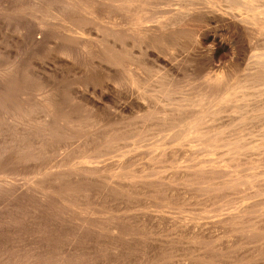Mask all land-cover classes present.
<instances>
[{
	"label": "bare ground",
	"instance_id": "6f19581e",
	"mask_svg": "<svg viewBox=\"0 0 264 264\" xmlns=\"http://www.w3.org/2000/svg\"><path fill=\"white\" fill-rule=\"evenodd\" d=\"M0 5H1V3H0ZM2 5H6V8H8L11 12H13V14L20 16L18 18H21L23 26L17 27V29L20 28V30H19L20 32L18 31V33L20 36H23L24 38L27 36V39L29 38L28 36H30V41H27L26 39L25 40L27 42H30V44L28 43V45H31V46L32 45L33 46L34 45H37V46L41 45L40 41L45 40L46 36H47L46 37L47 39L49 38L48 36L51 33L47 34L48 30L46 28V27H48V24L50 23L49 21L48 22L46 21V19L48 17L52 20H55V22L56 21L60 22V24L59 23H57V24L53 23L54 24L53 26L58 25L57 27H54V28H56L55 29L56 33H57V31L59 32V33H57V35H58L57 38H58V40H61L62 43H60L61 47H60V49L58 48L59 50L57 49V46H58L57 44H56L57 46L55 45L56 46L55 48L59 51V55L62 56L61 58H63V56H64L68 59L79 60L78 62L81 64H82V62H80V61L91 60V62H92V60L94 59L95 61H93V62L97 63L96 64L97 68L98 67L101 68V70L104 73V77L107 80V84H108L107 90H108L110 97L112 99L121 97L122 96L121 94L124 92L123 96L125 95L126 97H129V98L127 99V101H125L124 106L122 104L123 108L127 109V110L136 109L138 112H140L138 114H135V117L138 120V122H137L138 126L136 125V128L133 127L134 129L137 130L134 132L136 134H132V135L128 134L130 136H125L124 134L126 133V131H124V129H122V128H121L122 129L121 130L119 127L122 124V122L117 117L115 118V116H113L114 114L112 115L113 119L110 117V120H112V121H110L108 123H113V125L115 124L118 126L113 127L112 130L110 129V131H108V132L101 133L102 131L99 132V128H102L103 126L101 127V125H103V124H100L99 122L94 121L92 119L89 121L90 117L87 121L86 120L87 118L85 119V117L90 116V115L86 114L87 116L84 115L85 117L82 115L84 117L83 119H85L87 122H83L81 124L80 121H78V119H77V116H78L77 114L76 115L70 114L71 112L67 113V111H70L71 107H69V110H67L66 109L67 106L65 107V105L59 104L60 102H58L59 105L56 103L57 99L53 98L56 96V94L54 96L52 95L54 91L52 92V94L50 93V91H46V90L43 91L44 87H43L42 83L40 84L41 89L27 88L26 86L23 85L24 82L21 80L22 78L20 77L21 78L20 79L18 77V75L20 73L19 74L17 73L18 75H16V70L14 69L15 67H12V65L6 66V64H5V66L0 65V175L2 177V179H0V182H1L0 183V193L2 191L1 189H3L4 190V192H3L4 196L8 197V199H6V201H5V202H7L5 205H7V204L9 206L11 205V207L13 208L15 206L17 207L19 204L21 205V201H22V203H24V201H26L25 199L27 197L30 198V200H31V198H35V199L37 198V199H40V202L37 200V202L39 204H37L36 206H41L42 208L36 207V209L37 208L43 209V213H45V214H46V212H44V211L49 210L51 212V213L49 212V214H50V215L48 214L49 216H51L53 214L55 216H63L65 214H68V212H70L71 210H73V209H71V207L75 206L76 200H79L80 197L84 196L85 192H86V194L89 193V192L87 193V191H89L88 186L90 185V182L93 183L94 180H97L95 182L98 183V178H101V180H102V181L99 180L100 181L99 185H102L101 182H104V184H106L107 187H105V188L101 187L102 191L99 193L90 191V194L94 193L93 197H96V199L99 200L98 202L104 204L106 199H108L107 192H108V187H109L108 185H110V183H112L113 185H115L117 187L118 184L117 185L114 184V183H116V181L129 180L130 182H132L134 179L136 182L135 178H137V181H139V182H142V181L145 182L146 180H148L146 178L149 175H146V174L144 175V173L146 171L143 169V167H142V169H143L144 173L142 172V169H140V171H141V173H143V175L142 174H140V176L135 175L134 172H130V170L127 169V167H128L127 165L129 163L125 165L126 161H123L124 163L117 162L119 164L115 165L113 167V169L112 168H110L109 170L106 169L107 174L100 177V175H102V173L105 172L104 167H103L104 165L101 164L102 166L101 165L99 166L98 165L99 162H97L96 159L101 158L102 156L106 155L107 153L109 154L108 149H112V150L115 149L116 150L118 148L120 141L127 140L130 138V139H132V141L134 140V143H137L136 141L141 142V140L143 141V140L147 139L148 136H150V135L153 136L154 134H158V133L161 134V133L169 132L170 134L165 133L166 135H165V138H163L164 140L163 139H162L163 141L161 140L162 142L160 145L163 147V149H159V150H161V152L158 151V152H160V154L158 153L160 156L157 154L158 158H156L157 160L155 159L156 162H158V167H157V165H155V167L154 166L153 167L154 168L157 167L159 169L162 168V171H163V168H167V167L169 169L171 168V170H169V171H175V173L172 174V175H174V177H171V175H169L167 172L166 174L168 176L165 174L164 177L161 176L160 179H158L159 177L156 178L160 182L157 183V181H156L155 184L156 183L161 184V185L164 184V186L169 187V186H172L171 183H173L174 181H178V183L180 182L182 184V186L185 185V186L189 187L188 189L194 188L197 191L196 194H199L198 192H200L203 195H205V197H206V198H204L205 204H207L208 202H212L213 205L217 204L216 209L217 210L219 209V212L221 211L222 208H226V207L221 206V204L219 205V202L221 201V199L224 198V200H225L226 197L228 198L231 194L233 195V193L236 196L238 195V197L235 198V196H234L233 198L231 197V199L228 198L231 200L232 204H234L233 202L237 201L239 198L249 199L250 203H251V205L249 204L248 207H240L239 209L236 208L238 205L237 206L235 205L236 207H234V209L236 208V211H234V213L230 212L228 214L225 213L226 215L224 214V216L220 215L221 218L218 217L219 219L217 218L216 219L217 221H215V220L211 221L210 218L212 219V216L210 215L211 217L210 216H209L210 218L208 217L210 221L205 222V220H204L203 222H205V223H203V224H200V223L195 224V222H194V225H193V222H192L191 224L193 226L189 225L190 226L189 227V226H185V223H183L184 224V231L186 232V234L188 236L194 235L195 232H198V233H196L198 238H196L197 236L196 237H188L189 239L193 240L192 242L189 243V245L191 244L193 247L199 249L203 244L202 240L204 239V236H203L204 233L208 232L210 229L215 228L218 225L219 226L222 225L224 227L226 226V228L227 227L230 228V229L227 228L226 230H232V232L235 233L237 236H239V238L241 239V240L239 239L240 241L236 243V247H241L242 245H246L249 243L256 244L257 242H259V243H257V246H258L257 250H260V251L264 250V208H261L260 210L257 209L259 206H264V127H259V124H264V0H6L5 4H2ZM46 7H47V9H46L45 15H48V14L49 15L47 17H44V14L41 12H44L43 10ZM38 8L39 9L44 8V9H41L42 10L41 11ZM8 9H5V10H8ZM13 17H14V15H13ZM74 18H76L77 20L75 19L76 21H73V22H76V23H77V21H79V23L80 22H87L89 27L95 28V29L99 28L98 25H96V20L104 21V18H106L107 19L106 23L109 24V27L105 31L106 32L105 38L102 35V37L104 39H102L101 43L94 41L93 44H87L88 42L87 43L82 42L83 38L81 36L83 33H85L86 30L83 31V28H80V27H82L81 25L75 26V27L65 25L68 21L73 20ZM19 22L20 21H18V23ZM27 22L29 23L30 26L27 25ZM73 22H71V23H73ZM46 24H47V26H45ZM20 25H21V22H20ZM51 25H52V23H51ZM17 26H19V25H17ZM84 26H87V25H84ZM48 29H51V28H48ZM52 29L49 32H55V31H52ZM84 29H86V28H84ZM78 31L79 32L81 31L80 33H82V34L80 35V33ZM3 32H4V30H3ZM14 32H17V31H14ZM37 32H39L38 33L39 35L35 38V34ZM74 33L76 35H74ZM92 34H94V33H92ZM49 40H53V39H51V37H50ZM46 41H48V40H46ZM54 44H55V42H54ZM187 47L190 49V52H189L190 56L188 55V56L184 57L183 59H180L178 54H181V53H179V52H181L182 50H184ZM53 48H54V46H53ZM19 50H21V49H19ZM51 50H53V49H51ZM10 54H12V53H10ZM17 59H18V57H17ZM2 61H4V59ZM6 63H8V62H6ZM73 63H75V62H73ZM93 64H95V63H93ZM61 68H62V66H61ZM80 69H81V67H80ZM84 69H85V66H84ZM56 74H58V73H56ZM78 74H76V76ZM101 74H102V72H101ZM179 77H181L186 82V84L185 83L184 84L186 85L187 89L185 90L186 87L185 88L183 87L185 92L182 93V95H178V96L173 97L174 92L175 93H176V91L181 92L183 90V89L177 90L175 88L177 86L176 83H177ZM91 78H92V76H91ZM37 82H38V80H37ZM179 82L180 81H178V83ZM56 83H55V85H56ZM182 83H181V85H182ZM86 84H87V82H86ZM47 85L50 86L49 84H47ZM47 85L45 83V86H47ZM185 85H182V86H185ZM80 89H81V87H80ZM61 90H62V87H61ZM51 91H52V89H51ZM47 92H49V93L47 94ZM155 92L157 95L153 94ZM37 93H39L40 98L34 99L33 95L36 94V96H37ZM160 94L162 95V97L160 96ZM176 94H178V93H176ZM119 95H121V96H119ZM110 97L107 100H111ZM124 98L122 97V99H124ZM119 99H121V98H119ZM30 100H32V101H30ZM70 100H71V98H70ZM72 100H74V99H72ZM65 101H66V99H65ZM62 102H64V101H62ZM167 105H170V108H168L169 106L166 107ZM59 106H63V107H65V109L62 107H59ZM75 106H76V104H75ZM154 106H156V107H154ZM208 106H210V107L212 106L211 110H209L210 107H208ZM206 108L208 109L207 111H209V112L202 113V112H204V110ZM72 109H74V108H72ZM120 109H119V111H120ZM65 110H67V111H65ZM72 111H73L72 113L76 112L74 110H72ZM109 111H110V109H109ZM79 113H81V112H79ZM198 113L199 114L202 113V114H200L199 118H198ZM254 113H255V115H254ZM81 114H83V113H81ZM110 114H111V112H110ZM128 115H130V114H128ZM79 117H80V115L78 116V118ZM92 118H94V117H92ZM100 119L102 120L101 117H100ZM85 120H82V121H85ZM103 120H105V119H103ZM234 120H240L242 124L240 126H235V125L232 126V123ZM108 121H109V119H108ZM101 123H103V122H101ZM80 124L84 128V130H82V131H80V129H81ZM104 124H105V122H104ZM127 124H128V122H127ZM131 126H133V125H131ZM258 127L260 128L259 130H257ZM133 128H131V129H133ZM75 129H79L78 131H80V133L85 132L86 136L88 137V138H86V140L84 142L86 145V147L84 146L86 148V150L81 155L79 154L78 157L75 158L76 160L80 159V161L75 163V162L71 161V158L61 157L60 156L61 154L58 155V158H60V157L61 158L59 160H57L58 162L55 164H50L51 162H48L51 159L47 160V158H48L47 155H45V157H47V158H45L46 161L44 159H43L44 161L40 160L41 150H44V147H42L43 145L48 144L47 142H49V144H50L51 140H54V138H57V137L65 138L67 136L75 134V132H76ZM74 130H75V132H74ZM122 131H124V134H122ZM170 131H172V133ZM212 132H215V133L213 134ZM78 133L76 132V134H78ZM79 134H78V136H79ZM236 135H238V136H236ZM75 137H76V135H75ZM161 137H162V134H161ZM163 137H164V135H163ZM63 138H61V139L58 138L57 140H59V139L62 140ZM68 138L70 139V137H68ZM68 138H67V140H69ZM158 139H153V140L157 141ZM73 141H75V140H73ZM145 141H147V140H145ZM62 142H64V141H62ZM69 142H71V141H69ZM81 142H82V140H81ZM78 143H79V141H78ZM162 143H163V145H162ZM182 143L189 144L188 146L193 145L194 149L193 150L192 149L185 150L183 147L184 144L182 145ZM51 144H53V143H51ZM57 144L60 147V145H59L60 143L57 142ZM69 144H71V143H69ZM56 145H54V147ZM82 145H83V143H82ZM127 145L125 147H128ZM154 145H155V143H154ZM156 145H158V144L156 143ZM164 146H166V147L164 148ZM65 147H66V145H65ZM102 147L103 148L105 147L106 150H102L101 149ZM136 147H138V146H136ZM185 147H187V146H185ZM56 148H57V146H56ZM85 148H83V149H85ZM121 148H124V147L121 146ZM146 149L149 150L148 147ZM45 150H47V149H45ZM58 150H59V148H58ZM60 150L58 151L59 153H60ZM44 151H42V152H44ZM47 151L49 152L50 150H47ZM47 151H46V153H47ZM138 151H139V149H138ZM65 152H63V153H65ZM141 152L144 153L142 150H141ZM53 153H54V151H53ZM69 153H70V151H69ZM51 155H53V154L51 153ZM132 155H130V156H132ZM157 155H156V157H157ZM197 155H202L203 157H200V159H196L195 157ZM209 155L210 156L216 155V157H217V155H219L220 160L219 161L213 160L212 159L213 157L210 158ZM53 156L55 157V155H53ZM139 156L140 157L138 159H140V158L145 159L143 156H141V155H139ZM148 157H149V155H148ZM72 159H73V157H72ZM150 159H148V160H150ZM186 159H190L192 161L194 159L195 162L191 161L190 162L191 165H188V166L184 165L183 167L181 166L182 164L177 165V163L178 164L180 163V160H186ZM107 161H108V159H107ZM152 161H154V160H152ZM103 162H104V160H103ZM156 162H155V164H156ZM77 165H80V166H77ZM147 165L149 166V164H147ZM175 165L177 167L176 169H174ZM110 166H112V165H110ZM55 167L58 169V171H55V172L51 171V169L55 168ZM140 167H141V165H140ZM140 167H138V168H140ZM172 167H174L173 168L174 170H172ZM131 169H133V168H131ZM152 172H153V170H152ZM152 172H150V173H152ZM14 173L15 174L16 173H23V175L24 174H25V176L29 175V177L30 176L36 177V175L37 176L41 175V177L42 176L44 177V180L35 183V180H34L35 177H34V178H32L34 183L32 182V184H29V186H27L26 188L23 187L21 189H18L16 187L17 185L14 186L11 183V181H9V179L6 180L7 177L12 176V178H13ZM150 173H148V174H150ZM155 174H156V172H155ZM9 175H11V176H9ZM17 176H18V174H17ZM21 176H22V174H21ZM150 176H152V175L150 174ZM29 177H28V179H29ZM36 178L38 179L39 177H36ZM26 179L27 178H25V180ZM32 179H30V182L32 181ZM154 181L152 180V182H154ZM95 182H94V184H95ZM24 183L27 184V183H29V181L24 182ZM147 183L153 184L149 181ZM14 184H16V183H14ZM174 184H176V182H174ZM125 185H126V187L128 186L127 184H125ZM115 186L111 187V189L115 188ZM20 187L21 186H19V188ZM135 187L136 188H134V189L137 190L136 192H137L139 199H140L139 202L142 203L144 206L145 204H147V203H144V202H147V200H146L147 197H150L151 189L149 187H152V186L148 187L145 184H141V185H138ZM173 187H174V185L172 186V188ZM187 187H185V188L187 189ZM121 188H123V187H121ZM121 188H119V189H121ZM131 188H133V185ZM178 188H180V187L178 186ZM95 189H97V188H95ZM169 189H171V188L169 187ZM175 189H176V191L178 190L177 188H175ZM90 190H93V189H90ZM127 191H129V190H127ZM153 191L156 192V190H153ZM179 191H180V189H179ZM179 191H177V192H179ZM134 192H135V190H134ZM154 192H152V193L154 194ZM167 192H169V191L167 190ZM183 192L185 193L186 191L184 190ZM189 192H187V193H189ZM191 192H193V191H191ZM123 193H125V192L123 191ZM166 194H163V195H166ZM174 194H175V191H174ZM180 194H182V193H180ZM180 194H178V196H177L178 198H179ZM173 195L170 194V195H168L169 197L167 195L166 196L169 199L170 198L172 199ZM192 195L196 197L195 194H192ZM239 195H241V196H239ZM1 196L2 195H0V201L2 200ZM123 196L125 197V194H123ZM197 196H199V195H197ZM7 197H5V198H7ZM93 197H91V198H93ZM5 198L3 200H5ZM85 199L88 200L89 197H88V199L84 198V200ZM111 199H113V198L111 197ZM164 199H166V198H164ZM181 199H184V198H181ZM123 200L126 202L127 199L126 200L123 199ZM174 200H176V199H174ZM27 201H26V203H27ZM117 201H119V200H117ZM181 202H183V201H181ZM204 202H202V203L204 204ZM80 203H82V202H79V204ZM228 203H229V201H228ZM0 204H1V202H0ZM2 204H3V206H0V207H2L0 209V212H3V214L5 212H7L8 209L12 210V208H10V207L7 209L8 205L5 206L4 203H2ZM138 205H139V203H138ZM208 205H211V203H209ZM213 205L211 208H209L210 210L213 208ZM245 205H246V203H245ZM27 206L28 205H26V207ZM104 206H106V205H104ZM241 206H243V204ZM22 207H24V206L22 205ZM204 207L205 206L203 205V209H204ZM116 208L118 209L119 207L116 206ZM128 208H129V206H128ZM179 208H181V207H179ZM39 209H37V210H39ZM94 210H96V209H94ZM206 210H208V209H206ZM128 211H131V210L129 209ZM223 211H224V209H223ZM225 211H227V210L225 209ZM9 212H11V211H8L7 213H9ZM13 212H15V211H13ZM13 212H12V214H13ZM23 212H25V211H23ZM35 212H37V211H35ZM73 212H74V210L72 211V213ZM81 212L82 211L80 210V213ZM108 212H111V211H108ZM41 213H42V211H41ZM75 213H76V215L73 214L74 216H72V217H75V216L77 217V215L79 214V211L75 212ZM85 213L88 214V212H85ZM95 213H93V214H95ZM103 213H104V211H103ZM111 213H113V212H111ZM207 213L208 212H206V214ZM244 213H246V215ZM32 214H34V212H32ZM69 214L72 215L71 213H69ZM114 214H116V212ZM35 215H38V214L35 213L34 217H35ZM48 215L43 214V218H44V216L45 217L47 216V220H48L49 219ZM81 215L85 216V218H86V214H83V212ZM89 215H91V214H89ZM89 215H87V216H89ZM97 215H98V212H97ZM135 215H136V213H135ZM247 215H251L252 218L250 216H247ZM40 216H42V215H40ZM194 216H196V215L194 214ZM215 216H217V213L215 214ZM52 217H50V218H52ZM64 217H63V220H64ZM116 217H117V215H116ZM119 217H120V215H119ZM246 217H249L250 219L249 218L247 219ZM32 218H33V215H32ZM37 218H39V217H37ZM55 218H57V217H55ZM58 218H62V217H58ZM77 218H78L77 220L81 219V218L79 219V215ZM110 218H112V217L110 216ZM123 218H124V215H123ZM169 218H170V216H169ZM5 219L3 221H7V220L10 221V222L7 221L6 223L10 224L12 222L11 220H9L10 217H9V219L7 217V220H5ZM70 219H71V217H70ZM70 219H68V220L70 221ZM180 219H181V217H180ZM30 220H31V217H30ZM51 220H53V218ZM60 220H62V219H60ZM66 220L67 219H65V221ZM87 220H88V217H87ZM112 220H113V218H112ZM140 220H141V218H140ZM147 220H148V218H147ZM3 221H1L0 223H2ZM48 221L51 222L50 219ZM69 221H66V223H64V224H67V222H69ZM16 222H18V221H16ZM30 222H32V221H30ZM59 222L60 221H58V224H59ZM88 222H89V220H88ZM130 222H131V220H130ZM132 222H134V221H132ZM140 222H139V224H140ZM6 223L5 224L2 223V225L3 224L7 225ZM85 223H86V225H85ZM21 224H22V222H21ZM34 224H35V222H34ZM47 224H50V223H47ZM47 224H46V226H48V227H46V226L45 227L49 229V227L52 223L50 225H47ZM68 224L70 226V223H68ZM88 224H90V223H88ZM95 224L96 223H94V226L92 228L95 229V231H96L97 229L95 227L96 226ZM18 225H20V224H18ZM52 225L54 226V225H56V223L55 224L53 223ZM62 225H63V223H62ZM75 225L77 226V223ZM8 226L9 225L5 226V228H7ZM14 226L15 225H13V230H14ZM91 226L89 225V227H88L87 221H85V222H83V224H81V226H80L81 228H79V232L81 230H82V232H80V233L77 232V233L79 234V236L84 237V235H85L84 233L85 232L87 233V231H83V229L84 230H90V229H92ZM110 226H111V224H110ZM170 226H171V224H170ZM59 227H61V224ZM63 227H64V225H63ZM65 227L60 228V229L64 230ZM101 227H103V226L100 225L99 228H101ZM176 227H178V226H176ZM179 227H180V225H179ZM9 228L11 229V224H10ZM17 228L15 231H17ZM29 228H31V227H29ZM39 228H38V230H39ZM103 228H106V227H103ZM127 228H128V226H127ZM127 228H125V229H127ZM221 228L223 229V227H221ZM43 229L45 232L46 229L44 227H43ZM43 229H40V231L43 232ZM51 229H54V228L52 227ZM74 229H76V228L73 227V230ZM0 230H2L1 227H0ZM68 230H70V229H68ZM100 230L97 232H100ZM105 230H103V232ZM119 230L120 229L117 227V225L116 226L113 225V227L112 228L110 227V230L108 231V233L110 232L111 235L113 236V237H111L109 244H110V247L114 250L117 249V247L119 249V247L123 246L122 244H120L122 246H119V240L118 239H121V238H119L120 237L119 235H121L123 233L121 236H122V240H124V241L127 239L124 236H128V234L132 235L131 233H129L130 231L128 233H125L121 229L122 232L120 231L121 233H119ZM128 230H130V229H128ZM11 231L12 230H10L9 232H11ZM40 231H39V233H40ZM76 231H77V229H76ZM76 231H73V235L76 233ZM106 231H105V233H107ZM125 231L127 232V230H125ZM154 231H157V230H154ZM1 232L3 233V231H1ZM9 232H8V234H9ZM53 232H57V231L55 230ZM53 232L51 233V236H52ZM91 232H93V231H91ZM11 233L14 236V234L17 232L14 233V231H12ZM69 233L70 232H68L67 234H69ZM19 234L21 235L22 233H19ZM19 234L17 233V236ZM32 234L33 233H31V235ZM57 234H58V232H57ZM61 234H63V232ZM101 234H104V233H101ZM124 234H127V235H124ZM173 234H175V233H173ZM173 234H171V235H173ZM198 234H200V236ZM235 234H233V235L235 236ZM46 235H48V234H46ZM73 235H69V236L72 237ZM96 235H98V234H96ZM184 235H185V233H184ZM44 236H42V237H44ZM87 236L90 237L91 235L90 236L87 235ZM101 236H99V237H101ZM103 236L105 237V234ZM34 237L36 238V236H34ZM34 237H32V238H34ZM61 237H62V235H61ZM70 237H69V239H70ZM93 237H90V238L94 239ZM2 238H4V237H2ZM37 238H39V237H37ZM48 238H50V237H48ZM55 238H57V236ZM77 238H78V236H77ZM95 238H96V236H95ZM101 238H103V237H101ZM129 238L132 239V237H129ZM137 238H139V236H137ZM19 239H20V237H19ZM78 239H77V241H78ZM88 239L89 238H87V241H88ZM96 239H98V238H96ZM133 239H136V238H133ZM142 239H145V238H142ZM184 239H185V237H184ZM54 240H57V239H54ZM3 241H5V238L3 239ZM40 241H44V240L42 239ZM45 241H46V239H45ZM52 241L53 240H51V242ZM58 241H59V239H58ZM87 241H85V242L89 243V241L88 242ZM97 241L98 240L95 241L96 244H97ZM227 241H228V239H227ZM31 242H33V241H30L29 243H31ZM34 242H35V240H34ZM36 242H38V241H36ZM36 242L33 244V247L35 245H37L39 247L42 243V242H40V243H36ZM79 242H80V244L85 243L83 241L82 242L79 241ZM126 242L128 243V241H126ZM11 243H12V241H11ZM75 243L77 244V242H75V240H72L70 243L67 244V249H66V247H64V249L67 250L68 253H70V252L72 253V251H76L77 248H76ZM91 243H92V241H91ZM167 244H168V242H167ZM42 245H45V244H42ZM48 245H51V244H48ZM62 245H64V243ZM29 246H30V244H29ZM37 246H35V247H37ZM220 246L222 247V245H220ZM38 247L36 249H38ZM223 247L225 249L226 248L228 249V247H225V246H223ZM93 248H95V247H93ZM220 248H219V250H220ZM241 248H243V250H244V246ZM64 249H62V250L65 251ZM95 249H97V248H95ZM98 249H100V248H98ZM107 249H108V245H107ZM122 249H123V247H122ZM122 249H120V250H122ZM250 249H248V251ZM44 250L41 249V251L43 253H44ZM100 250H102V249H100ZM128 250H130V249H128ZM193 250H195V249H193ZM254 250L256 251V249H254ZM254 250L253 251L251 250L250 253L254 252ZM16 251H18V250H16ZM39 251H40V249H39ZM29 252H28V254H29ZM117 252L118 251H116L115 253H117ZM245 252L247 253L246 249L244 250V253ZM262 252H264V251H262ZM14 253H16V252H14ZM217 253H216V255L213 253L214 256L217 257ZM234 253H235V250H234ZM60 254H61V252H60ZM112 254H114V253H112ZM190 254H191V252H190ZM222 254L223 253H221L220 255H222ZM255 254H257V253H255ZM52 255H50V256H52ZM83 255H86V254L84 253ZM197 255H196V257H197ZM206 255H208V254L206 253ZM230 255H231V253H230ZM236 255H237V257L235 259V262L234 263L232 262V264H247L248 263L247 259L251 256V254H250V256H248V258H247L246 255H243L242 253H238V252ZM73 256H75V255H73ZM116 256H118V255H116ZM253 256H254V254H253ZM10 257H13V256H10ZM81 257H79V258H81ZM113 257L111 256V258H113ZM208 257L209 256H207L205 258H208ZM252 257H250V258H252ZM34 258H36V257H34ZM232 258H234V257H232ZM1 259H2V257H1ZM39 259H40V257H39ZM132 260H133V258H132ZM221 260H223V259H221ZM65 261H67V260L65 259ZM208 261L209 260H207L206 262H208ZM249 261H251V260L249 259ZM138 262H140V261H138ZM206 262H204V263H206ZM33 263H31V264H33ZM176 263H178V262L176 261ZM186 263H188V262H186ZM208 263L211 264L210 262H208ZM196 264H198V263L196 262ZM218 264H223V262L220 263V261H219ZM248 264H250V263H248ZM259 264H261V263H259Z\"/></svg>",
	"mask_w": 264,
	"mask_h": 264
},
{
	"label": "rangeland",
	"instance_id": "374dc122",
	"mask_svg": "<svg viewBox=\"0 0 264 264\" xmlns=\"http://www.w3.org/2000/svg\"><path fill=\"white\" fill-rule=\"evenodd\" d=\"M4 1V2H3ZM5 1L6 0H0V3H1V5H0V65H4L5 66V64H6V66L8 65V66H10V65H12V67H15L14 69L16 70V75H18L19 73V75H18V77L25 83H23V85L24 86H26L27 88H33V89H41L40 87H41V83H42V85H43V87L45 88H43V91L44 90H46V91H50V93L52 94V92H53V96L56 94V96L55 97H53V98H55V99H57V104H58V102H60L59 104H61V105H65V107L67 106V110H69V107H71V109L72 108H74V109H72V110H74V111H76V112H74V113H72L73 111L70 109V111H67V110H65V111H67V113L68 112H71L70 114H74V115H80V117L78 118V116H77V119H78V121H80V123L82 124L83 122H87L88 121V119H89V117H90V119H89V121L92 119V120H94V121H97V122H99L100 124H103V125H101V127L102 128H99V132L100 131H102L101 133H103V132H108V131H110V129L112 130V128L113 127H117L118 125H113V123H108V122H110V121H112V120H110V117L112 118V115L113 116H115V118L117 117L118 119H120L121 120V122H122V126L120 125L119 127H120V129L122 128V129H124V131H126V133L124 134V131H122V134H124L125 136H130V135H132V134H136V133H134L135 131H137L136 129H134V128H136V125L138 126V120H137V118L135 117V114H138V113H140V112H138L136 109H132V110H127V109H124L123 108V106H124V104H125V101H127V99L129 98V97H126L125 95L123 96V94H124V92L121 94V95H119V96H121V97H118V98H115V99H112L111 97H110V95H109V93H108V90H107V87H108V84H107V80L105 79V77H104V73H103V71L101 70V68L100 67H98L97 68V63L96 62H93V61H95L94 59L92 60V62H91V60H89V61H80V62H82V64L81 63H79L78 61L79 60H72V59H68V58H66V57H64L63 56V58H61L62 56H60L59 55V49H60V47H61V45H60V43H62L61 42V40H58V35H57V33H59L58 31H57V33H56V28H54V27H57L58 25H55V26H53L54 24L53 23H55V24H57V23H59L60 24V22H58V21H56L55 22V20H52V19H50L49 17L46 19V21L48 22H50L49 24H48V27H46L47 28V30H48V32H47V34L49 33H51L48 37V39L45 37V40H42V41H40V43H41V45H28V43L30 44V42H27V41H30V36H28L29 38L27 39V36L24 38L23 36H20L19 35V33H18V31L20 30V28H18L17 29V27H21V26H23V24H22V21H21V18H18V17H20V16H18V15H15V14H13V12H11L8 8H6V5H2V4H5ZM3 7V8H2ZM5 9H8V10H5ZM39 9V8H38ZM37 9V10H38ZM41 9H44V8H41ZM41 9H39V10H41ZM46 9H47V7L43 10L44 12H41V13H43L44 14V17H47L48 15H45V13H46ZM7 11V12H6ZM42 11V10H41ZM12 15V16H11ZM13 15H14V17H13ZM7 16V17H6ZM17 19H16V18ZM19 19V20H18ZM76 18H74L73 20H70L71 22H73V21H76L75 20ZM3 20V21H2ZM17 20V21H16ZM18 21H20L21 22V25H20V22L18 23ZM70 21H66L67 23L65 24L66 26L68 25V26H71V27H75V26H82V27H80V28H83V31H85V33H80L79 31V33H80V35L82 34V42H88L87 44H93L94 43V41L95 42H102V39H104L105 38V31L107 30V28L109 27V24L108 23H106L107 22V19L106 18H104V21H98V20H96V25H98V29H95V28H91V27H89V25L87 24V22H80L79 23V21H77V23L76 22H73V23H71ZM51 23H52V25H51ZM104 25H102V24ZM7 24V25H6ZM19 25V26H17V25ZM47 24L45 25V26H47ZM106 24V25H105ZM5 25V26H4ZM27 25L28 26H30L29 25V23L27 22ZM84 25H87V26H84ZM100 25V26H99ZM9 26V27H8ZM12 26V27H11ZM16 28H15V27ZM53 26V27H52ZM2 28V29H1ZM10 28V29H9ZM48 28H53L52 29V31H55V32H49V31H51V29H48ZM84 28H86V29H84ZM16 29V30H15ZM92 29V30H91ZM3 30H4V32H3ZM17 31V32H14V31ZM95 31V32H94ZM8 32V33H7ZM20 32V31H19ZM77 32V31H76ZM96 33L95 35L94 34H92V33ZM102 32V33H101ZM18 35H17V34ZM39 32H37L36 34H35V38L39 35L38 34ZM53 33V34H52ZM56 33V34H55ZM55 34V35H54ZM89 34V35H88ZM91 34V35H90ZM57 35V36H56ZM74 35H76L75 33H74ZM73 35V36H74ZM102 35H103V37H102ZM96 36V37H95ZM23 37V38H22ZM50 37H51V39H53V40H49L50 39ZM90 37V38H89ZM10 38V39H9ZM7 39V40H6ZM23 39V40H22ZM27 41H26V40ZM75 39V38H74ZM13 40V41H12ZM46 40H48V41H46ZM76 40V39H75ZM89 40V41H88ZM100 40V41H99ZM25 41V42H24ZM53 41V42H52ZM93 41V42H92ZM6 42V43H5ZM44 42V43H43ZM54 42H55V44H54ZM8 43V44H7ZM43 43V44H42ZM3 44V45H2ZM18 44V45H17ZM54 44V45H53ZM58 46H57V45ZM13 45V46H12ZM24 45V46H23ZM57 46V49L55 48L56 46ZM45 46V47H44ZM53 46H54V48H53ZM18 47V48H17ZM22 47V48H21ZM28 48V49H27ZM19 49H21V50H19ZM51 49H53V50H51ZM42 50V51H41ZM18 51V52H17ZM56 51V52H55ZM55 52V53H54ZM58 52V53H57ZM189 52H190V49L187 47V48H185L184 50H182L181 52H179V53H181V54H178V56H179V58L180 59H183L184 57H186V56H188L189 55ZM10 53H12V54H10ZM17 54V55H16ZM21 54V55H20ZM23 54V55H22ZM28 54V55H27ZM8 55V56H7ZM20 57H19V56ZM37 55V56H36ZM185 55V56H184ZM5 56V57H4ZM25 56V57H24ZM183 56V57H182ZM190 56V55H189ZM16 57V58H15ZM17 57H18V59H17ZM4 59V61H2L3 59ZM55 58V59H54ZM65 58V59H64ZM12 59V60H11ZM7 60V61H6ZM11 60V61H10ZM20 60V61H19ZM23 60V61H22ZM32 60V61H31ZM34 60V61H33ZM68 60V61H67ZM72 60V61H71ZM6 62H8V63H6ZM12 62V63H11ZM72 62V63H71ZM73 62H75V63H73ZM93 63H95V64H93ZM74 64V65H73ZM80 64V65H79ZM62 66V68H61V66ZM76 65V66H75ZM85 66V69H84V66ZM91 65V66H90ZM95 65V66H94ZM39 66V67H38ZM41 66V67H40ZM71 66V67H70ZM90 66V67H89ZM80 67H81V69H80ZM97 69H96V68ZM61 68V69H60ZM68 68V69H67ZM55 69V70H54ZM73 69V70H72ZM93 69V70H92ZM19 70V71H18ZM28 70V71H27ZM54 70V71H53ZM77 70V71H76ZM85 70V71H84ZM35 71V72H34ZM33 72V73H32ZM47 72V73H46ZM49 72V73H48ZM54 72V73H53ZM83 72V73H82ZM101 72H102V74H101ZM209 72V71H208ZM18 73V74H17ZM53 73V74H52ZM56 73H58V74H56ZM79 73V74H78ZM26 74V75H25ZM49 74V75H48ZM52 74V75H51ZM76 74H78L77 76H76ZM23 75V76H22ZM33 75V76H32ZM36 75V76H35ZM39 75V76H38ZM42 75V76H41ZM44 75V76H43ZM47 75V76H46ZM59 75V76H58ZM66 75V76H65ZM91 76H92V78H91ZM95 76V77H94ZM39 77V78H38ZM59 77V78H58ZM88 77V78H87ZM32 78V79H31ZM36 80H35V79ZM38 78V79H37ZM42 78V79H41ZM64 78V79H63ZM104 78V79H103ZM41 79V80H40ZM67 79V80H66ZM76 79V80H75ZM80 79V80H79ZM83 79V80H82ZM37 80H38V82H37ZM26 81V82H25ZM32 83H31V82ZM48 81V82H47ZM78 81V82H77ZM178 81H180L179 83H178ZM178 81H177V83H176V89L177 90H182L183 89V87L185 88L186 87V82L181 78V77H179V79H178ZM57 82V83H56ZM86 82H87V84H86ZM183 82V83H182ZM45 83H46V85L47 84H49L50 86H45ZM55 83H56V85H55ZM64 83V84H63ZM81 85H80V84ZM181 83H182V85H185V86H182L181 85ZM185 83V84H184ZM21 84V83H20ZM29 85V86H28ZM37 85V86H36ZM88 87H87V86ZM180 85V86H179ZM52 86V87H51ZM73 86V87H72ZM36 87V88H35ZM58 87V88H57ZM61 87H62V90H61ZM69 87V88H68ZM80 87H81V89H80ZM86 87V88H85ZM100 87V88H99ZM106 87V88H105ZM48 88V89H47ZM54 88V89H53ZM65 88V89H64ZM72 88V89H71ZM51 89H52V91H51ZM87 89V90H86ZM187 89V87L185 88V90ZM57 90V91H56ZM60 92H59V91ZM185 90L183 89L180 93L178 92V91H176V93H178V94H176L175 92V94L173 93V97H175V96H178V95H182V93H184L185 92ZM78 92V93H77ZM49 92H47V94H48ZM77 93V94H76ZM158 93V92H157ZM61 94V95H60ZM76 94V95H75ZM153 94H156V92L155 93H153ZM63 95V96H62ZM68 95V96H67ZM81 95V96H80ZM95 95V96H94ZM157 95V94H156ZM34 96V99H36V98H40V96H39V93H37V96H36V94H34L33 95ZM76 96V97H75ZM83 96V97H82ZM160 96L162 97V95L160 94ZM109 97H110V99L111 100H107V99H109ZM122 97L124 98V99H122ZM70 98H71V100H70ZM119 98H121V99H119ZM60 99V100H59ZM65 99H66V101H65ZM72 99H74V100H72ZM119 99V100H118ZM79 100V101H78ZM107 100V101H106ZM114 102H113V101ZM124 100V101H123ZM30 101H32V100H30ZM56 101V100H55ZM62 101H64V102H62ZM72 101V102H71ZM92 101V102H91ZM116 101V102H115ZM69 102V103H68ZM74 102V103H73ZM73 103V104H72ZM120 103V104H119ZM58 104V105H59ZM75 104H76V106H75ZM117 104V105H116ZM122 104H123V106H122ZM73 105V106H72ZM86 105V106H85ZM92 105V106H91ZM114 105V106H113ZM79 106V107H78ZM102 106V107H101ZM104 106V107H103ZM111 106V107H110ZM120 106V107H119ZM169 106V107H168ZM59 107H62V108H64L65 109V107H63V106H59ZM87 107V108H86ZM93 107V108H92ZM95 107V108H94ZM110 107V108H109ZM154 107H156V106H154ZM166 107H168V108H170V105H167ZM208 107H210V106H208ZM207 107V108H208ZM212 107V106H211ZM211 107L209 108V110H211ZM79 108V109H78ZM90 108V109H89ZM121 108V109H120ZM158 108V107H157ZM205 109L204 110V112H202V113H207V112H209V111H207L208 109ZM84 109V110H83ZM95 111H94V110ZM109 109H110V111H109ZM116 111H115V110ZM119 109H120V111H119ZM88 110V111H87ZM114 110V111H113ZM100 111V112H99ZM103 111V112H102ZM107 111V112H106ZM130 111V112H129ZM206 111V112H205ZM79 112H81V113H83V114H81V113H79ZM91 112V113H90ZM94 112V113H93ZM109 112V113H108ZM110 112H111V114H110ZM129 112V113H128ZM135 112V113H134ZM102 113V114H101ZM124 113V114H123ZM130 114V115H128V114ZM132 113V114H131ZM202 113H200V114H202ZM256 113V112H255ZM255 113H254V115H255ZM90 115V116H87V115ZM117 114V115H116ZM200 114L198 113V118L200 117ZM85 115V116H87V117H85V119L87 120H85V119H83L84 117L83 116ZM98 115V116H97ZM109 115V116H108ZM125 115V116H124ZM82 116V117H81ZM96 116V117H95ZM105 116V117H104ZM108 116V117H107ZM92 117H94V118H92ZM100 117L102 118V120L100 119ZM135 117V118H134ZM81 118V119H80ZM99 120H98V119ZM109 119V121H108V119ZM80 119V120H79ZM103 119H105V120H103ZM113 119V118H112ZM82 120H85V121H82ZM137 120V121H136ZM103 122V123H101V122ZM125 121V122H124ZM104 122H105V124H104ZM124 122V123H123ZM127 122H128V124H127ZM132 122V123H131ZM80 124V125H81ZM133 125V126H131V125ZM242 123H241V121L240 120H234L233 121V123H232V126L233 125H235V126H240ZM130 128H129V127ZM134 127V128H133ZM259 127H264V124H259ZM258 127V129L257 130H259L260 128ZM83 127H82V125H81V129H80V131H82V130H84V128L82 129ZM131 128H133V129H131ZM79 129H75L76 130V132L78 133H80V131H78ZM109 129V130H108ZM119 129V128H118ZM121 129V130H122ZM75 130H74V132H75ZM120 130V131H121ZM132 130V131H131ZM129 131V132H128ZM76 132H75V134H72V135H70V136H67V137H65V138H63V137H57V138H54V140H51V142H50V144H49V142H47L48 144H45V145H43L42 147H44V150L45 149H47V150H50L49 152L47 151V150H41V156H40V160H42V161H46V159L45 158H47V157H45V155H47L48 156V158H47V160H49V159H51V160H49L48 162H51L50 164H55V163H57L58 161L57 160H59L61 157H68V158H71V161H73V162H75V163H77L78 161H80V159H75L76 157H78V155L80 154H82L85 150H86V145H85V140H86V138H88L87 136H86V133L84 132H81L80 134H79V136H78V134H76ZM171 133H172V131H170ZM165 133H167V134H170L169 132H165ZM165 133H161L162 134V137H161V134H154L153 136L152 135H150V136H148V138L147 139H145V140H147V141H145V140H141V142H139V141H136L137 143H134V140L132 141V139H127V140H123V141H120V143H119V145H118V148L115 150V149H108V152H109V154L107 153L106 155H104V156H102L101 158H98V159H96V161L97 162H99L98 163V165L100 166L101 164L102 165H104L103 167H104V170H105V172H103L102 173V175H100V177L101 176H104V175H106L107 174V172H106V169L107 170H109L110 168H112L113 169V167L115 166V165H118L119 163H117V162H120V163H124L123 161H126V163H125V165L126 164H128L127 166V169L128 170H130V172H134V174L135 175H139L140 176V174H142L143 175V169L147 172H145L144 173V175L146 174V175H149L150 176V174L152 175V176H147V178L146 179H148V180H146L147 182L149 181V182H151V183H153V184H149V183H147L146 181L145 182H139V181H137V178H135L136 179V182H135V180L133 179V181L132 182H130L129 180H124V181H116V183H114V184H118L117 185V187L115 186V185H113L112 183H110V185H108L109 187H108V192H107V195H108V199H106V201H105V203L104 204H102V203H100V202H98L99 200H97L96 199V197H93V194L94 193H92V194H90V191H92V192H101L102 190H101V187L102 188H105V187H107V185L106 184H104V182H101V184L102 185H99L100 184V181H102L101 180V178H98V183L97 182H95V181H97V180H92L93 181V183L92 182H90V185L88 186V189H89V191H87V193L88 194H86V192L84 193V196H82V197H80V199L79 200H76V202H75V206H72L71 207V209H73L74 210V212L72 213V211L73 210H71L70 212H68V214L69 213H71L72 215H68V214H65V215H63V216H55L54 214L53 215H51V216H49L50 214H49V210H46V211H44V212H46V214L45 213H43V209H41L42 207L41 206H36L37 204H39L38 202H37V200L40 202V199H35V198H31V200H30V198H26L25 200L27 201V203H26V201H24V203H22V201H21V205L19 204L16 208L15 207H11V205L9 206L8 204V206L7 205H5L7 202H5L6 201V199H8V197L7 196H4V190L3 189H1L2 191H1V193H0V195H2L1 196V204H0V206H3V204L2 203H4V205L5 206H7V209L10 207V208H12V210L10 209H8L7 210V212L8 211H11V212H9V213H7V212H5L4 214H3V212H0V220L1 221H3L5 218V220H7V217H8V219H9V217H10V219L9 220H11L12 222L10 223L11 224V229L9 228L10 227V224L9 223H6L7 221H3L2 223H6L7 225H9L7 228H5V226H7V225H2V223H0V227H1V229L2 230H0V254L2 255H0V264H31V263H33V264H59L60 262V264H196V262L198 263V264H209L208 262H210L211 264H218L219 263V261H220V263H222L223 262V264H232V262L234 263L235 262V259H236V257H237V252L238 253H242L243 255H246V257L248 258V256H250V254H251V256L250 257H252L253 256V254H254V256L252 257V258H248L247 260H248V263H250V264H259V263H261V264H264V252H262V251H264V250H262V251H260V250H257L258 249V246H257V243H259V242H257L256 244H253V243H249V244H246V245H242L241 247H243L244 246V250L246 249V251H247V253L245 252L244 253V250H243V248H241V247H236V243L237 242H239L241 239L239 238V236H237L235 233H233L232 232V230H226L227 228H226V226L224 227V226H222V225H218V226H216L215 228H212V229H210L208 232H205L204 233V239L202 240V246L198 249V248H195V247H193L191 244L189 245V243L190 242H192L193 240H191V239H189L188 237H196L197 236V234L196 233H198V232H195V234L194 235H191V236H188L187 234H186V232L184 231V224L183 223H185V226H191L192 224V222H193V225H194V222H195V224H203V223H205V222H209L210 220L212 221V220H215V221H217L216 219L219 217V218H221L220 217V215L221 216H224V214L225 213H230V212H233L234 213V211H236V208H240V207H248V205L250 204L251 205V203H250V200L249 199H243V198H239L237 201H235V202H233L234 204H232V202H231V197L233 198L234 196H235V198H237L238 197V195L236 196L234 193H233V195L231 194L228 198H230V199H228L227 197H226V201L224 200V198L223 199H221V201L219 202V205L221 204V206H223V207H226V208H222L221 209V213L219 212V209L217 210L216 209V206H217V204H214L213 205V203L212 202H208L207 204H205V200H204V198H206L205 197V195H203L202 193H200V192H198L199 194H196L197 193V191L194 189V188H190V189H188L189 187H187V186H185V185H183L182 186V184L179 182L178 183V181H174V182H176V184H174V182L173 183H171L172 184V186L174 185V187L172 188V186H169L171 189H169V187H167V186H164V184H157V183H159L160 181L159 180H157L156 178H158V179H160L161 178V176L162 177H164V175L168 172V174L169 175H171V177H174V175H172V174H174L175 173V171H169V170H171V168L169 169L168 167L167 168H163V171H162V168L161 169H159V168H157L158 167V162H156V158H158V155L160 154V152H161V150H159V149H163V147L160 145L161 144V142L164 140L163 138H165ZM213 134L215 133V132H212ZM128 134H130V135H128ZM74 135V136H73ZM75 135H76V137H75ZM86 137H85V136ZM163 135H164V137H163ZM236 136H238V135H236ZM68 137H70V139L68 138ZM73 139H72V138ZM153 137V138H152ZM58 138H63L62 140H57ZM67 138L69 139V140H67ZM76 138V139H75ZM84 138V139H83ZM159 138V139H158ZM56 139V140H55ZM153 139H158L157 141L156 140H153ZM163 139V140H162ZM73 140H75V141H73ZM79 141V143H78V141ZM81 140H82V142H81ZM153 140V141H152ZM162 140V141H161ZM62 141H64V142H62ZM69 141H71V142H69ZM153 143H152V142ZM159 141V142H158ZM57 142L58 143H60L59 145H60V147L58 146V144H57ZM62 142V143H61ZM71 143V144H69V143ZM73 142V143H72ZM75 142V143H74ZM78 144H77V143ZM81 142V143H80ZM143 142V143H142ZM51 143H53V144H51ZM82 143H83V145H82ZM125 143V144H124ZM147 143V144H146ZM154 143H155V145H154ZM156 143L160 146H158V145H156ZM57 144V145H56ZM69 144V145H68ZM128 144V145H127ZM135 144V145H134ZM140 144V145H139ZM144 144V145H143ZM146 144V145H145ZM184 144V145H183ZM52 145V146H51ZM54 145H56L57 146V148H56V146L54 147ZM65 145H66V147H65ZM128 146V147H125V146ZM162 145H163V143H162ZM182 145H183V147H184V149L185 150H187V149H194L193 147V145L191 146H188L189 144H186V143H182ZM46 146V147H45ZM50 146V147H49ZM72 148H71V147ZM81 146V147H80ZM85 146V147H84ZM121 146L122 147H124V148H121ZM134 146V147H133ZM136 146H138V147H136ZM142 146V147H141ZM152 146V147H151ZM154 146V147H153ZM185 146H187V147H185ZM48 147V148H47ZM70 147V148H69ZM133 147V148H132ZM149 148V150L148 149H146V148ZM157 147V148H156ZM166 146H164V148H165ZM192 147V148H191ZM51 148V149H50ZM57 150H56V149ZM58 148H59V150H60V153L58 152L59 150H58ZM79 148V149H78ZM83 148H85V149H83ZM121 148V149H120ZM43 149V148H42ZM64 149V150H63ZM70 149V150H69ZM102 150H106V148L104 147H102L101 148ZM125 149V150H124ZM135 149V150H134ZM138 149H139V151H138ZM151 149V150H150ZM56 150V151H55ZM141 150L144 152V153H142L141 152ZM147 150V151H146ZM157 150V151H156ZM42 151H44V152H42ZM46 151H47V153H46ZM52 151V152H51ZM53 151H54V153H53ZM66 151V152H65ZM69 151H70V153H69ZM78 151V152H77ZM80 151V152H79ZM135 151V152H134ZM154 151V152H153ZM158 151H160V152H158ZM53 154V155H55V157L53 156V155H51V153ZM63 152H65V153H63ZM73 152V153H72ZM126 152V153H125ZM128 152V153H127ZM133 152V153H132ZM153 152V153H152ZM46 153V154H45ZM56 153V154H55ZM75 153V154H74ZM122 153V154H121ZM159 153V154H158ZM44 154V155H43ZM61 154V155H60ZM112 154V155H111ZM133 154V155H132ZM154 154V155H153ZM158 154V155H157ZM58 155H60L59 157L60 158H58ZM74 155V156H73ZM130 155H132V156H130ZM136 155V156H135ZM139 155H141V156H143L145 159H143V158H140V159H138L140 156ZM146 155V156H145ZM148 155H149V157L151 158H149L148 157ZM151 155V156H150ZM156 155H157V157H156ZM53 156V157H52ZM57 156V157H56ZM121 156V157H120ZM160 156V155H159ZM210 156V155H209ZM208 156V157H209ZM44 157V158H43ZM52 157V158H51ZM72 157H73V159H72ZM131 157V158H130ZM200 157H203L202 155H197L195 158L196 159H200ZM213 157V158H212ZM218 157V158H217ZM217 157H216V155H211L210 156V158H212L213 160H220V158H219V155H217ZM130 158V159H129ZM134 158V159H133ZM154 158V159H153ZM215 158V159H214ZM217 158V159H216ZM44 159V160H43ZM56 159V160H55ZM107 159H108V161H107ZM111 159V160H110ZM120 159V160H119ZM133 159V160H132ZM148 159H150V160H148ZM156 159V160H155ZM195 159V160H196ZM76 160V161H75ZM103 160H104V162H103ZM115 162H114V161ZM136 160V161H135ZM146 160V161H145ZM152 160H154V161H152ZM56 161V162H55ZM102 161V162H101ZM131 161V162H130ZM192 160H190V159H186V160H180V163L178 164L177 163V165H181L182 167L184 166V165H186V166H188V165H191V162ZM54 162V163H53ZM113 162V163H112ZM155 162H156V164H155ZM192 162H195L194 161V159H193V161ZM117 163V164H116ZM143 163V164H142ZM152 163V164H151ZM184 163V164H183ZM147 164H149V166L147 165ZM101 165V166H102ZM110 165H112V166H110ZM130 165V166H129ZM138 167H140V165H141V167L140 168H138ZM155 165H157V167L156 168H154L155 167ZM77 166H80V165H77ZM108 166V167H107ZM134 166V167H133ZM152 166V167H151ZM154 166V167H153ZM142 167H143V169H142ZM145 167V168H144ZM175 167V168H174ZM174 167H172V170H174V169H176L177 167H176V165L174 166ZM131 168H133V169H131ZM139 170H138V169ZM174 168V169H173ZM56 169V170H55ZM140 169H142V172L143 173H141V171H140ZM71 170V169H70ZM137 170V171H136ZM150 170V171H149ZM152 170H153V172H152ZM156 170V171H155ZM51 171H58V169L55 167V168H52L51 169ZM149 171V172H148ZM158 171V172H157ZM140 172V173H139ZM150 172H152V173H150ZM155 172H156V174H155ZM172 172V173H171ZM139 173V174H138ZM148 173H150V174H148ZM164 173V174H163ZM17 174H18V176H17ZM21 174H22V176H21ZM159 174V175H158ZM16 175V176H15ZM27 175V174H26ZM156 177H155V176ZM167 175V174H166ZM9 176H11V175H9ZM13 176L15 177H13L12 178V176L11 177H7L6 178V180H8L9 179V181H11V183L14 185V186H16L18 189H21V188H26L27 186H29V184H32V182L34 183V181H33V179L32 178H34L35 176H30L29 177V175H27V176H25V174L23 175V173H14L13 174ZM20 176V177H19ZM25 176V177H24ZM168 176V175H167ZM0 177H1V175H0ZM28 177H29V179H28ZM36 177H39L38 179L36 178ZM36 177L34 178V180H35V183H37V182H39V181H43L44 180V177L42 176L41 177V175H36ZM153 177V178H152ZM166 177V176H165ZM12 178V179H11ZM25 178H27L26 180H25ZM0 179H2V177L0 178ZM30 179H32V181L30 182ZM38 181H37V180ZM24 180V181H23ZM100 180V181H99ZM151 180V181H150ZM152 180L154 181V182H152ZM27 181H29V183H27V184H25L24 182H27ZM127 181V182H126ZM157 181V183L155 184V182ZM21 182V183H20ZM94 182H95V184H94ZM139 182V183H138ZM1 183V182H0ZM14 183H16V184H14ZM20 183V184H19ZM129 183V184H128ZM145 184L146 186H152V187H149L150 189H151V193H150V197H147V202H144V203H147V204H145L144 206H143V204L142 203H140L139 202V196H138V194H137V190L136 189H134V188H136L135 186H138V185H141V184ZM25 184V185H24ZM92 184V185H91ZM98 184V185H97ZM124 184V185H123ZM125 184H127L128 186L126 187V185ZM149 184V185H148ZM170 184V185H171ZM105 185V186H104ZM113 185V186H112ZM123 185V186H122ZM132 185H133V188H131L132 187ZM159 187H158V186ZM19 186H21L20 188H19ZM115 186V188H112L111 189V187H114ZM154 186V187H153ZM156 186V187H155ZM176 186V187H175ZM178 186L180 187V188H178ZM182 186V187H181ZM187 187V189L185 188V187ZM121 187H123V188H121ZM166 187V188H165ZM95 188H97V189H95ZM99 188V189H98ZM119 188H121V189H119ZM157 188V189H156ZM164 188V189H163ZM175 188H177L178 190L177 191H179V189H180V191L179 192H177L176 191V189ZM90 189H93V190H90ZM126 189V190H125ZM169 191V192H167V190ZM184 191H186L185 193L182 191V190ZM194 189V190H193ZM118 190V191H117ZM125 192V193H123V191ZM127 190H129V191H127ZM134 190H135V192H134ZM153 190H156V192H154ZM120 191V192H119ZM132 191V192H131ZM160 191V192H159ZM165 191V192H164ZM174 191H175V194H174ZM182 191V192H181ZM190 191V192H189ZM191 191H193V192H191ZM110 192V193H109ZM112 192V193H111ZM114 192V193H113ZM116 192V193H115ZM130 194H129V193ZM134 192V193H133ZM152 192H154V194L152 193ZM187 192H189V193H187ZM125 194V197L123 196V194ZM159 193V194H158ZM167 193V194H166ZM180 193H182V194H180ZM115 194V195H114ZM122 194V195H121ZM163 194H166L167 196L168 195H170V194H174L173 195V197H172V199L170 198H168L166 195H163ZM178 194H180V196H179V198L177 197L178 196ZM192 194H195L196 195V197L195 196H193ZM87 195V196H86ZM157 195V196H156ZM185 195V196H184ZM191 195V196H190ZM197 195H199V196H197ZM110 196V197H109ZM117 196V197H116ZM129 196V197H128ZM152 196V197H151ZM155 196V197H154ZM184 196V197H183ZM188 196V197H187ZM239 196H241V195H239ZM3 197V198H2ZM5 197H7V198H5ZM88 197H89V199H88ZM91 197H93V198H91ZM111 197L114 199H111ZM129 199H128V198ZM166 198V199H164V198ZM178 199H177V198ZM190 197V198H189ZM5 198V200H3ZM84 198H87L88 200H84ZM127 199L126 200V202L123 200V199ZM134 198V199H133ZM158 198V199H157ZM168 198V199H167ZM181 198H184V199H181ZM196 198V199H195ZM201 198V199H200ZM94 201H93V200ZM121 199V200H120ZM174 199H176V200H174ZM187 199V200H186ZM200 199V200H199ZM81 200V201H80ZM92 200V201H91ZM108 200V201H107ZM117 200H119V201H117ZM168 202H167V201ZM195 200V201H194ZM249 200V201H248ZM35 201V202H34ZM78 201V202H77ZM130 201V202H129ZM166 201V202H165ZM175 201V202H174ZM181 201H183V202H181ZM224 201V202H223ZM228 201H229V203H228ZM79 202H82V203H80L79 204ZM142 202V201H141ZM149 202V203H148ZM202 202H204V204L202 203ZM36 203V204H35ZM138 203H139V205H138ZM151 203V204H150ZM168 203V204H167ZM174 203V204H173ZM183 203V204H182ZM209 203H211V205H208ZM245 203H246V205H245ZM248 203V204H247ZM25 204V205H24ZM113 204V205H112ZM118 204V205H117ZM132 204V205H131ZM159 204V205H158ZM232 204V205H231ZM243 204V206H241ZM22 205L24 206V207H22ZM26 205H28L27 207H26ZM78 205V206H77ZM104 205H106V206H104ZM117 207H119L118 209L116 208V206ZM123 207H122V206ZM127 205V206H126ZM203 205L205 206L204 207V209H203ZM208 205V206H207ZM212 205H213V208L210 210L209 208H211L212 207ZM230 205V206H229ZM237 207H236V206ZM245 205V206H244ZM35 206V207H34ZM112 208H111V207ZM121 206V207H120ZM128 206H129V208H128ZM133 208H132V207ZM147 206V207H146ZM167 206V207H166ZM210 206V207H209ZM36 207H41L40 209L39 208H37V209H39V210H37L36 209ZM114 207V208H113ZM132 209H131V208ZM136 207V208H135ZM143 207V208H142ZM179 207H181V208H179ZM231 207V208H230ZM234 207H236L235 209H234ZM2 207H0V209H1ZM83 208V209H82ZM155 208V209H154ZM261 208H264V206H259L257 209L258 210H260ZM14 209V210H13ZM36 209V210H35ZM94 209H96V210H94ZM117 209V210H116ZM130 209L131 211H128V210ZM135 209V210H134ZM143 211H142V210ZM146 209V210H145ZM168 209V210H167ZM206 209H208V210H206ZM223 209H224V211H223ZM225 209L227 210V211H225ZM234 209V210H233ZM25 211V212H23V211ZM80 210L83 212V214H86V218H85V216H82L81 214H82V212L80 213ZM91 210V211H90ZM108 210V211H111V212H113V213H111V212H106V211ZM184 210V211H183ZM213 210V211H212ZM13 211H15V212H13ZM18 211V212H17ZM34 212V214L36 213V214H38V215H35V217H34V214H32V212ZM35 211H37V212H35ZM39 211V212H38ZM41 211H42V213L44 214V215H48V218L50 219V221L51 222H49L48 220H47V216L45 217L44 216V218H43V214L41 213ZM79 211V219L80 220H77L78 218V215H77V217L75 216V217H72V216H74L73 214H75L76 215V213L75 212H78ZM88 212V214L87 213H85V212ZM94 211V212H93ZM100 211V212H99ZM103 211H104V213H103ZM136 211V212H135ZM169 211V212H168ZM217 211V212H216ZM12 212H13V214H12ZM20 212V213H19ZM22 212V213H21ZM48 212V213H47ZM91 212V213H90ZM96 212V213H95ZM97 212H98V215H97ZM116 212V214H114ZM144 212V213H143ZM186 212V213H185ZM206 212H208L207 214H206ZM214 212V213H213ZM3 215H2V214ZM26 215H25V214ZM51 213V212H50ZM93 213H95V214H93ZM100 213V214H99ZM135 213H136V215H135ZM154 213V214H153ZM158 213V214H157ZM210 213V214H209ZM217 213V216H215V214ZM219 213V214H218ZM223 213V214H222ZM15 214V215H14ZM20 214V215H19ZM30 214V215H29ZM89 214H91V215H89ZM122 214V215H121ZM138 214V215H137ZM143 214V215H142ZM194 214L196 215V216H194ZM245 215H246V213H244ZM13 215V216H12ZM18 215V216H17ZM25 215V216H24ZM32 215H33V218H32ZM40 215H42V216H40ZM87 215H89V216H87ZM97 217H96V216ZM116 215H117V217H116ZM119 215H120V217H119ZM123 215H124V218H123ZM147 215V216H146ZM172 215V216H171ZM205 217H204V216ZM212 216V219L210 218L211 216ZM219 215V216H218ZM226 215V214H225ZM21 218H20V217ZM23 216V217H22ZM53 216V217H52ZM65 216V217H64ZM91 216V217H90ZM110 216L113 218V220H112V218H110ZM169 216H170V218H169ZM175 216V217H174ZM177 216V217H176ZM186 216V217H185ZM201 216V217H200ZM210 216V217H209ZM247 216H250L251 217V215H247ZM5 217V218H4ZM12 217V218H11ZM20 219H19V218ZM30 217H31V220H30ZM37 217H39V218H37ZM50 217H52L53 218V220H51L52 218H50ZM55 217H57V218H55ZM58 217H62V218H58ZM63 217H64V220H63ZM70 217H71V219H70ZM87 217H88V220H89V222H88V220H87ZM106 217V218H105ZM126 217V218H125ZM136 219H135V218ZM155 217V218H154ZM180 217H181V219H180ZM196 217V218H195ZM210 218V220H209V218ZM2 218V219H1ZM42 218V219H41ZM55 218V219H54ZM94 218V219H93ZM140 218H141V220H140ZM144 218V219H143ZM147 218H148V220H147ZM191 218V219H190ZM193 218V219H192ZM218 218V219H219ZM247 219L249 218V217H246ZM252 218V217H251ZM18 219V220H17ZM28 219V220H27ZM34 219V220H33ZM46 219V220H45ZM60 219H62V220H60ZM65 219H67L66 221H69L68 219H70V221L69 222H67V224H64V223H66V221H65ZM76 219V220H75ZM121 219V220H120ZM131 220V222H130V220ZM143 219V220H142ZM174 219V220H173ZM176 219V220H175ZM196 219V220H195ZM250 219V218H249ZM27 220V221H26ZM38 220V221H37ZM55 220V221H54ZM57 220V221H56ZM77 223V226L75 225L76 223L74 222V221ZM83 220V221H82ZM91 220V221H90ZM100 220V221H99ZM107 220V221H106ZM109 220V221H108ZM126 220V221H125ZM137 220V221H136ZM151 222H150V221ZM194 220V221H193ZM205 220V222H203ZM0 221V222H1ZM16 221H18V222H16ZM29 221V222H28ZM30 221H32V222H30ZM58 221H60L59 222V224H58ZM65 221V222H64ZM85 221H87V226L89 227V225L91 226V228L94 226V223H96L95 225V227H96V231H95V229H90V230H84L83 229V231H87V233L85 232H83L85 235H84V237L82 238L81 236H79V234L77 233V232H79V228H81L80 226H81V224H83V222H85ZM94 221V222H93ZM125 221V222H124ZM132 221H134V222H132ZM141 221V222H140ZM185 221V222H184ZM191 221V222H190ZM197 221V222H196ZM199 221V222H198ZM8 222H10V221H8ZM21 222H22V224H21ZM24 222V223H23ZM34 222H35V224H34ZM74 222V223H73ZM80 224H79V223ZM100 222V223H99ZM116 222V223H115ZM138 222V223H137ZM139 222H140V224H139ZM165 222V223H164ZM29 225H28V224ZM43 223V224H42ZM47 223H56V225H50V224H47ZM62 223H63V225H64V227H65V229L63 230H61L60 228H64L63 227V225H62ZM68 223H70V226H69V224ZM88 223H90V224H88ZM92 223V224H91ZM133 223V224H132ZM148 223V224H147ZM150 223V224H149ZM153 223V224H152ZM155 223V224H154ZM158 223V224H157ZM188 223V224H187ZM17 224V225H16ZM18 224H20V225H18ZM24 224V225H23ZM46 224L47 225H50V227H49V229L48 228H46V227H48V226H46ZM60 224H61V227H59L60 226ZM72 224V225H71ZM110 224H111V226H110ZM170 224H171V226H170ZM175 224V225H174ZM180 225V227H179V225ZM13 225H15L14 226V230H13ZM24 227H23V226ZM35 225V226H34ZM46 229V231L44 232V229H43V227ZM76 227H75V226ZM85 225H86V223H85ZM100 225H102L103 227H106V228H103V227H101L103 230H105L107 233H105V231L103 232V230L101 229V228H99L100 227ZM113 225L114 226H116L117 225V227L120 229L119 230V233H121L122 232V230H123V232H125V233H128L129 231V233H131L132 235H130V234H128V236L129 237H132V239H130L128 236H124V235H127V234H124L123 236L124 237H126L127 239L124 241V240H122V234L121 235H119L120 237L119 238H121V239H118L119 240V246H122L123 247V249H122V247H119V249H118V247H117V249H115L116 251H118L117 253H115L116 251L114 250V249H112L111 247H110V239H111V237H113L112 235H111V233L109 232L108 233V231L110 230V227L112 228L113 227ZM192 225V226H193ZM37 226V227H36ZM40 228H39V227ZM46 226V227H45ZM56 226V227H55ZM58 226V227H57ZM99 226V227H98ZM127 226H128V228H127ZM133 226V227H132ZM161 226V227H160ZM168 226V227H167ZM176 226H178V227H176ZM182 226V227H181ZM189 226V227H190ZM18 227V228H17ZM29 227H31V228H29ZM54 228V229H51V228ZM69 227V228H68ZM73 227L74 228H76L77 229V231H76V229H74L73 230ZM78 227V228H77ZM94 227V228H95ZM98 227V228H97ZM124 229H123V228ZM219 227V228H218ZM221 227H223V229L221 228ZM5 228V229H4ZM9 228V229H8ZM16 228H17V231H15L16 230ZM20 228V229H19ZM23 228V229H22ZM26 228V229H25ZM38 228H39V230H38ZM56 228V229H55ZM58 228V229H57ZM70 229V230H68V229ZM125 228H127V229H125ZM148 230H147V229ZM166 228V229H165ZM7 229V230H6ZM28 229V230H27ZM40 229H43V232H41L40 231ZM51 229V230H50ZM101 229V230H100ZM122 229V230H121ZM128 229H130V230H128ZM144 229V230H143ZM146 229V230H145ZM228 229H230V228H228ZM10 230H12V231H14V233L15 232H17L18 234L19 233H22L21 235L19 234L18 236H17V233H15L14 234V236H13V234L11 233V232H9ZM21 230V231H20ZM23 230V231H22ZM38 230V231H37ZM57 231L58 232V234H57V232H53V231ZM68 230V231H67ZM76 231V233L73 235V231ZM100 230V232H97V231H99ZM125 230H127V232L125 231ZM136 232H135V231ZM154 230H157V231H154ZM182 230V231H181ZM1 231H3V233L1 232ZM6 233H5V232ZM19 231V232H18ZM39 231H40V233H39ZM49 231V232H48ZM63 232V234H61L62 232ZM66 231V232H65ZM91 231H93V232H91ZM121 231V232H120ZM139 233H138V232ZM153 231V232H152ZM163 231V232H162ZM178 231V232H177ZM231 231V232H230ZM8 232H9V234H8ZM53 232V234H52V236H51V233ZM68 232H70L69 234H67ZM80 232H82V230L80 231ZM79 232V233H80ZM90 232V233H89ZM97 232V233H96ZM180 232V233H179ZM185 233V235H184V233ZM24 233V234H23ZM31 233H33L32 235H31ZM38 233V234H37ZM45 233V234H44ZM50 233V234H49ZM56 233V234H55ZM82 233V234H83ZM89 233V234H88ZM95 233V234H94ZM101 233H104L105 234V237L103 236L104 234H101ZM137 233V234H136ZM142 233V234H141ZM157 233V234H156ZM173 233H175V234H173ZM182 233V234H181ZM207 233V234H206ZM3 234V235H2ZM40 234V235H39ZM45 236H44V235ZM46 234H48V235H46ZM60 234V235H59ZM78 234V235H77ZM91 235L90 237H93L94 239H92V238H90V237H88L87 235ZM96 234H98L99 236H101V237H103V238H101V237H99L98 235H96ZM145 234V235H144ZM171 234H173V235H171ZM181 234V235H180ZM233 234H235V236L233 235ZM12 235V236H11ZM61 235H62V237H61ZM67 235V236H66ZM69 235H73L72 237H70ZM93 235V236H92ZM109 235V236H108ZM177 235V236H176ZM179 235V236H178ZM199 236H200V234H198ZM11 236V237H10ZM34 236H36V238L34 237ZM42 236H44V237H42ZM54 236V237H53ZM57 236V238H55ZM77 236H78V238H77ZM95 236H96V238H98V239H96L95 238ZM137 236H139V238H137ZM158 236V237H157ZM202 236V235H201ZM210 236V237H209ZM215 236V237H214ZM221 236V237H220ZM2 237H4L5 238V241H3V239L4 238H2ZM19 237H20V239H19ZM32 237H34V238H32ZM37 237H39V238H37ZM42 237V238H41ZM47 237V238H46ZM48 237H50V238H48ZM59 237V238H58ZM66 237V238H65ZM69 237H70V239H69ZM108 237V238H107ZM123 237V238H124ZM183 237V238H182ZM184 237H185V239H184ZM208 237V238H207ZM230 237V238H229ZM236 237V238H235ZM17 238V239H16ZM52 238V239H51ZM87 238H89L88 239V241H89V243H86L85 241H87ZM133 238H136V239H133ZM142 238H145V239H142ZM148 238V239H147ZM154 238V239H153ZM196 238H198V236L196 237ZM14 241H13V240ZM22 239V240H21ZM30 239V240H29ZM38 239V240H37ZM44 240V241H40V240ZM45 239H46V241H45ZM50 239V240H49ZM54 239H57V240H54ZM58 239H59V241H58ZM77 239H78V241H77ZM125 239V238H124ZM147 239V240H146ZM176 239V240H175ZM214 239V240H213ZM227 239H228V241H227ZM238 239V240H237ZM240 239V240H239ZM17 240V241H16ZM26 240V241H25ZM34 240H35V242L36 241H38V242H36V243H40V242H42L41 243V245L38 247L37 245H35V246H37L38 247V249H36L37 247H33V244L35 243L34 242ZM51 240H53L52 242H51ZM72 240H75V242H77V244H76V248L78 249H76V251H72V253L70 252V253H68L67 252V250H65L64 249V247H66V249H67V244L68 243H70ZM96 240H98L97 241V244L95 243V241ZM153 240V241H152ZM213 240V241H212ZM236 240V241H235ZM11 241H12V243H11ZM30 241H33V242H31V243H29ZM48 241V242H47ZM51 243H50V242ZM79 241H83V242H85V243H81L80 244V242ZM87 241V242H88ZM91 241H92V243H91ZM125 243H124V242ZM126 241H128V243L126 242ZM179 241V242H178ZM221 241V242H220ZM234 241V242H233ZM2 242V243H1ZM9 242V243H8ZM18 242V243H17ZM21 242V243H20ZM44 242V243H43ZM46 242V243H45ZM100 242V243H99ZM167 242H168V244H167ZM182 242V243H181ZM210 242V243H209ZM25 243V244H24ZM64 243V245H62ZM91 243V244H90ZM95 243V244H94ZM102 243V244H101ZM108 243V244H107ZM130 243V244H129ZM172 243V244H171ZM184 243V244H183ZM188 243V244H187ZM223 243V244H222ZM235 243V244H234ZM11 244V245H10ZM28 244V245H27ZM29 244H30V246H29ZM42 244H47L46 246L45 245H42ZM48 244H51V245H48ZM61 244V245H60ZM87 244V245H86ZM89 244V245H88ZM120 244H122V245H120ZM212 244V245H211ZM222 245V247L220 246V245ZM225 244V245H224ZM227 244V245H226ZM230 244V245H229ZM3 245V246H2ZM14 245V246H13ZM32 245V246H31ZM54 245V246H53ZM66 245V246H65ZM86 245V246H85ZM95 245V246H94ZM100 245V246H99ZM107 245H108V249H107ZM132 245V246H131ZM146 245V246H145ZM152 245V246H151ZM170 245V246H169ZM12 246V247H11ZM48 246V247H47ZM56 246V247H55ZM104 246V247H103ZM137 246V247H136ZM158 246V247H157ZM161 246V247H160ZM172 246V247H171ZM186 246V247H185ZM190 246V247H189ZM192 246V247H191ZM223 246H225V247H228V249L226 248H224ZM257 246V247H256ZM5 247V248H4ZM14 247V248H13ZM20 247V248H19ZM30 247V248H29ZM46 247V248H45ZM50 247V248H49ZM52 247V248H51ZM62 247V248H61ZM82 247V248H81ZM85 247V248H84ZM89 247V248H88ZM92 247V248H91ZM93 247H95V248H97V249H95V248H93ZM175 247V248H174ZM221 247V248H220ZM247 247V248H246ZM251 249H250V248ZM80 248V249H79ZM84 248V249H83ZM91 248V249H90ZM98 248H100V249H104L103 251L102 250H100V249H98ZM169 248V249H168ZM212 248V249H211ZM218 248V249H217ZM219 248H220V250H219ZM39 249H40V251H39ZM41 249H45L44 250V253L41 251ZM59 249V250H58ZM62 249H64L65 251H63ZM89 249V250H88ZM109 252H107L106 250ZM120 249H122V250H120ZM128 249H130V250H128ZM156 249V250H155ZM174 249V250H173ZM193 249H195V250H193ZM211 249V250H210ZM222 249V250H221ZM239 249V250H238ZM248 249H250L249 251H248ZM254 249H256V251L254 250ZM3 250V251H2ZM16 250H18V251H16ZM20 250V251H19ZM120 250V251H119ZM161 250V251H160ZM215 250V251H214ZM231 250V251H230ZM234 250H235V253H234ZM238 250V251H237ZM243 250V251H242ZM253 251L254 250V252L255 253H257V254H255L254 252H252V253H250V251ZM30 251V252H29ZM82 251V252H81ZM84 251V252H83ZM88 251V252H87ZM100 251V252H99ZM151 251V252H150ZM219 251V252H218ZM230 251V252H229ZM233 251V252H232ZM14 252H16V253H14ZM28 252H29V254H28ZM60 252H61V254H60ZM126 252V253H125ZM161 252V253H160ZM189 252V253H188ZM190 252H191V254H190ZM219 254H218V253ZM12 253V254H11ZM41 253V254H40ZM50 253V254H49ZM86 254V255H83V254ZM112 253H114V254H112ZM124 253V254H123ZM206 253L208 254V255H206ZM216 255V253H217V257L216 256H214V254ZM221 253H223L222 255H220ZM230 253H231V255H230ZM250 253V254H249ZM10 254V255H9ZM14 254V255H13ZM28 254V255H27ZM43 254V255H42ZM46 254V255H45ZM53 254V255H52ZM57 254V255H56ZM140 254V255H139ZM168 254V255H167ZM198 254V255H197ZM212 254V255H211ZM260 254V255H259ZM9 257H8V256ZM18 255V256H17ZM34 255V256H33ZM45 255V256H44ZM50 255H52V256H50ZM65 255V256H64ZM73 255H75V256H73ZM101 255V256H100ZM115 255V256H114ZM116 255H118V256H116ZM196 255H197V257H196ZM10 256H13V257H10ZM21 256V257H20ZM38 256V257H37ZM67 256V257H66ZM72 256V257H71ZM82 256V257H81ZM111 256L113 257V258H111ZM182 256V257H181ZM207 257V256H209L208 258H205V257ZM212 256V257H211ZM226 256V257H225ZM258 256V257H257ZM1 257H2V259H1ZM34 257H36V258H34ZM39 257H40V259H39ZM43 259H42V258ZM79 257H81V258H79ZM99 257V258H98ZM109 257V258H108ZM116 257V258H115ZM126 257V258H125ZM153 257V258H152ZM202 257V258H201ZM215 257V258H214ZM232 257H234V258H232ZM5 260H4V259ZM9 258V259H8ZM26 258V259H25ZM74 258V259H73ZM92 258V259H91ZM132 258H133V260H132ZM136 258V259H135ZM149 258V259H148ZM11 259V260H10ZM39 259V260H38ZM65 259L67 260V261H65ZM81 259V260H80ZM86 261H85V260ZM126 259V260H125ZM221 259H223V260H221ZM249 259L251 260V261H249ZM255 259V260H254ZM10 260V261H9ZM18 260V261H17ZM29 260V261H28ZM33 260V261H32ZM37 260V261H36ZM83 260V261H82ZM96 260V261H95ZM115 262H114V261ZM207 260H209L208 262H206ZM213 260V261H212ZM217 260V261H216ZM219 260V261H218ZM13 261V262H12ZM17 261V262H16ZM20 261V262H19ZM45 261V262H44ZM52 261V262H51ZM74 261V262H73ZM82 261V262H81ZM88 261V262H87ZM138 261H140V262H138ZM159 261V262H158ZM176 261L178 262V263H176ZM203 263H202V262ZM216 261V262H215ZM228 261V262H227ZM10 262V263H9ZM28 262V263H27ZM57 262V263H56ZM64 262V263H63ZM79 262V263H78ZM98 262V263H97ZM105 262V263H104ZM108 262V263H107ZM117 262V263H116ZM175 262V263H174ZM186 262H188V263H186ZM204 262H206V263H204ZM231 262V263H230ZM247 263V264H248Z\"/></svg>",
	"mask_w": 264,
	"mask_h": 264
}]
</instances>
